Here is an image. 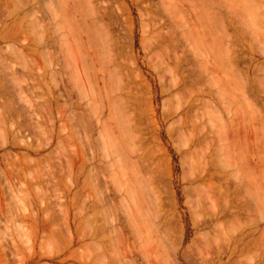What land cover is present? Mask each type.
Returning a JSON list of instances; mask_svg holds the SVG:
<instances>
[{
    "label": "rangeland",
    "instance_id": "1",
    "mask_svg": "<svg viewBox=\"0 0 264 264\" xmlns=\"http://www.w3.org/2000/svg\"><path fill=\"white\" fill-rule=\"evenodd\" d=\"M63 1L0 0V264H264V0Z\"/></svg>",
    "mask_w": 264,
    "mask_h": 264
},
{
    "label": "bare ground",
    "instance_id": "2",
    "mask_svg": "<svg viewBox=\"0 0 264 264\" xmlns=\"http://www.w3.org/2000/svg\"><path fill=\"white\" fill-rule=\"evenodd\" d=\"M65 1H66V0H64L63 2L65 3ZM67 2H68V1H67ZM65 5H66V3H65ZM67 16H68V15H67ZM4 114H5V113H4ZM1 116H2V115H1ZM4 117H5V116H4ZM1 122H2V121H1ZM19 127H20V126H19ZM23 164H24V163H23ZM21 166H22V164H21ZM21 166H20V168H21ZM24 166H25V165H24ZM17 171H18V170H17ZM26 171H27V170H26ZM8 172H9V171H8ZM22 172H23V171H22ZM32 172H33V171H32ZM32 172H31V173H32ZM36 172H37V171H36ZM38 172H39V171H38ZM33 173H34V172H33ZM8 174H9V173H8ZM23 174H24V173H23ZM38 174H39V173H38ZM38 174H37V175H38ZM16 175H17V174H16ZM16 175H15V176H16ZM32 175H33V174H32ZM23 176H25V175H23ZM33 176H34V175H33ZM42 176H44V173H43ZM36 178H37V177H36ZM38 178H39V177H38ZM38 178H37V179H38ZM40 178H41V177H40ZM42 178H43V177H42ZM17 180H18V179H17ZM32 180H33V179H32ZM50 180H51V179H50ZM33 181H35V180H33ZM13 210H14V209H13ZM13 210H12V211H13ZM12 211L10 210V213H11ZM14 211H15V210H14ZM14 213H15V212H14ZM52 217H53V216H52ZM27 220H28V219H27ZM49 222H51V221H49ZM94 234H95V233H94ZM68 245H69V243H68ZM68 245H67V247H68ZM245 245H246V244H245ZM70 247H71V246H70ZM233 252H234V251H233ZM233 252H232V253H233Z\"/></svg>",
    "mask_w": 264,
    "mask_h": 264
}]
</instances>
